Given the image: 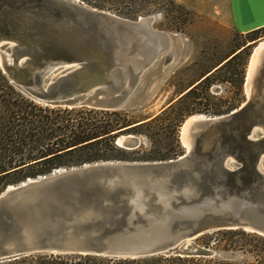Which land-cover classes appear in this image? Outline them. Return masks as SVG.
Masks as SVG:
<instances>
[{
    "label": "water",
    "instance_id": "1",
    "mask_svg": "<svg viewBox=\"0 0 264 264\" xmlns=\"http://www.w3.org/2000/svg\"><path fill=\"white\" fill-rule=\"evenodd\" d=\"M153 21L82 0H0V69L42 104L141 107L186 56L182 38ZM250 43L245 99L225 113L185 117L182 154L86 162L7 184L0 261L30 253L207 256L214 252L194 243L203 233L264 237V38ZM139 141L125 134L115 144Z\"/></svg>",
    "mask_w": 264,
    "mask_h": 264
},
{
    "label": "trees",
    "instance_id": "2",
    "mask_svg": "<svg viewBox=\"0 0 264 264\" xmlns=\"http://www.w3.org/2000/svg\"><path fill=\"white\" fill-rule=\"evenodd\" d=\"M84 1L95 5L92 0ZM168 1L173 4L172 0ZM261 31H264V25L246 31L243 37L253 40L256 33ZM250 44H240L212 67L201 70L200 77L165 108L140 120L130 117L126 109L68 108L38 103L9 82L0 69V189L8 182L47 174L59 167L125 158L116 154L126 151L117 146L114 139L118 134L138 128H144V131L138 129L137 132H143L151 144L145 159L173 158L178 150L175 148L178 146L176 127L196 109L195 105L201 102V98L204 100L203 104L212 106L213 112L220 111V104L207 100L209 95L206 90L211 77L220 73L219 80L232 83V77L237 74L241 89ZM234 62L236 66L232 67ZM231 107L228 104L226 109ZM164 119L168 120L167 129L160 126V121ZM165 130L169 133L170 140ZM162 138L165 139L163 142ZM170 142L175 144L171 145ZM72 154L75 155L62 158ZM227 234L249 236L257 244L254 243L253 248L243 249L240 245H235L231 236L222 238ZM196 239L199 245L210 249H217L221 240H224L221 248L237 249L251 255L252 262L242 264H264V237L256 233L241 229H219L203 233ZM212 251L214 254L207 256L153 255L134 258L77 253H30L0 261V264H21L30 260L34 263L24 264H232L218 259V252Z\"/></svg>",
    "mask_w": 264,
    "mask_h": 264
},
{
    "label": "rangeland",
    "instance_id": "3",
    "mask_svg": "<svg viewBox=\"0 0 264 264\" xmlns=\"http://www.w3.org/2000/svg\"><path fill=\"white\" fill-rule=\"evenodd\" d=\"M82 1L88 4L86 1ZM172 1L173 4L168 0H92L91 2H95V5H92V3L88 4L90 6L107 10L128 18H133V16L137 17L142 15H151L154 17V26L159 29L174 32L182 38L181 41L184 50L186 51V56L170 70L164 81L160 83L159 87L157 88V94L153 99L141 107H132L126 109L128 115L133 117L134 120H140L160 112L170 102L177 98V96H179V94L192 82L200 77L201 70H206L212 67L216 62L222 60L223 57L233 48H236L245 42H256L257 40L264 38V31L256 33V37L253 40H248L243 37V34L247 30L242 31L235 24L230 0ZM254 45L255 43H251L247 48L248 54L246 55V61L244 64L241 89H239L238 86L239 76L237 74L232 77V83L219 80L221 75L220 73L216 74L215 76L211 77L206 93L209 95L207 100L221 105L220 111L213 112L212 106L210 107L207 104H203L204 100L201 98V102L195 105L196 109L190 114L200 113L204 115H217L225 113L233 108H236L245 99L246 93L244 91V79L246 74L247 59L251 48ZM231 66L235 67L236 63H232ZM14 86L21 90L18 86ZM201 90H203V88ZM22 92L26 94L24 91ZM228 104L232 107L226 109ZM182 121L176 127L178 146L175 148L178 150L174 157L182 154L185 150V146L179 140V128ZM160 123V126L166 127L168 120L164 119L160 121ZM138 129L144 131V128ZM138 129L118 134L115 139L120 135L132 134L139 138V145L132 149H125L126 152L124 153H116L119 156H125V158H113L108 160H149L145 159L144 157L149 152L151 144L143 132H137ZM165 133L170 140V135L167 130H165ZM164 140L165 139L162 138L161 141L163 142ZM170 144L174 145L175 143L170 142ZM73 155L75 154L67 155L62 158H70ZM20 181L8 182L7 184H16ZM7 184H5L0 189V191ZM243 231L249 232L245 230ZM226 236H231L230 238L234 241L235 245H240L243 249L253 248V244H257V242L251 239L249 236L227 234L223 235L222 238L226 239ZM194 243L198 246H201L199 245L196 238L194 239ZM223 243L224 240H221L217 249H207L216 250L218 252V259L225 262L232 264L252 262L253 259L248 252L237 249L225 250L221 248ZM27 262L34 263V261L30 260L24 261L21 264Z\"/></svg>",
    "mask_w": 264,
    "mask_h": 264
},
{
    "label": "crops",
    "instance_id": "4",
    "mask_svg": "<svg viewBox=\"0 0 264 264\" xmlns=\"http://www.w3.org/2000/svg\"><path fill=\"white\" fill-rule=\"evenodd\" d=\"M234 21L242 31L264 25V0H230Z\"/></svg>",
    "mask_w": 264,
    "mask_h": 264
},
{
    "label": "bare ground",
    "instance_id": "5",
    "mask_svg": "<svg viewBox=\"0 0 264 264\" xmlns=\"http://www.w3.org/2000/svg\"><path fill=\"white\" fill-rule=\"evenodd\" d=\"M200 114V113H199ZM202 115V114H201ZM60 168H56V169H54V170H59Z\"/></svg>",
    "mask_w": 264,
    "mask_h": 264
}]
</instances>
